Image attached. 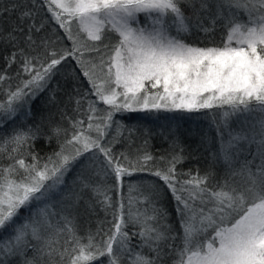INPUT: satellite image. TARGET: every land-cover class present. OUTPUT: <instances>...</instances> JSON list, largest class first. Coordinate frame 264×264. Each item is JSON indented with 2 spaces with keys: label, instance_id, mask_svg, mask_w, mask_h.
Segmentation results:
<instances>
[{
  "label": "snow or ice",
  "instance_id": "snow-or-ice-1",
  "mask_svg": "<svg viewBox=\"0 0 264 264\" xmlns=\"http://www.w3.org/2000/svg\"><path fill=\"white\" fill-rule=\"evenodd\" d=\"M31 2L37 7L36 0ZM44 6L64 30L56 40L38 35L43 24L37 28L31 23L25 29V19L36 15L30 9L21 11L19 23L7 28L0 21V43L14 49L5 57L7 66L20 63L16 76L27 77L13 90L11 84L4 88L12 77L0 74V92L7 97L0 100V128L48 87L60 71L58 66L69 58L91 85V92L76 101L77 110L87 101L81 113L87 116V127L82 119L70 120V134L68 129L54 127L52 134L66 139L43 162L29 151L39 127H17L0 140V155L7 153L13 160L7 167L0 165V234L10 233L0 239V264H9L14 257H20L21 264H58L56 257L59 264L66 258L67 264H104L105 257L107 264H123L125 254L128 264H167L173 256L172 264H264V0H41L39 7ZM20 7L10 3L0 15ZM241 12L246 19L239 18ZM141 14L146 24H140ZM218 20L227 29L221 46L186 42V36L213 33ZM110 33L118 37L115 43ZM65 37L71 48L49 51ZM106 37L108 43H104ZM90 95L96 99L90 100ZM98 101L107 110L100 109ZM101 111L105 114L97 116ZM123 112L211 115L218 154L228 168L226 178L209 187L207 173L177 172L184 157L182 149L175 151V141L170 159L161 157L168 166L155 171L148 167L155 159L150 153L135 160L124 152L116 154L114 146L124 126L114 116ZM28 115L30 110L25 112ZM233 120L241 130L230 127ZM113 127L116 135L108 140ZM205 140L207 136L202 143ZM241 145L251 159L237 169L234 156L244 151ZM22 149L31 155V163L26 156L15 159ZM73 170L79 191L54 224L57 213L50 201ZM142 172L159 178L171 192L182 235L166 222L167 211L157 206L160 190L155 183H148V195L129 196L124 204V179ZM108 178L115 183L109 185ZM144 186V182L130 184V192ZM86 190L106 215L112 209L113 220L101 221L95 233L80 236L74 218L64 213ZM113 191L118 196L115 202ZM138 203L149 207L138 208ZM21 210L28 216L18 223ZM106 222L113 225L111 234L98 241ZM129 224L139 225V232L129 234L125 230ZM62 236L66 239L61 248ZM136 236L140 243L134 252L131 240ZM145 248L149 254H144ZM28 249L34 253L30 258Z\"/></svg>",
  "mask_w": 264,
  "mask_h": 264
},
{
  "label": "trees",
  "instance_id": "trees-1",
  "mask_svg": "<svg viewBox=\"0 0 264 264\" xmlns=\"http://www.w3.org/2000/svg\"><path fill=\"white\" fill-rule=\"evenodd\" d=\"M10 3H17L21 5L17 10H13L0 15V21L4 22V27L7 28L10 24L19 23L17 17L21 11L32 10L36 13L35 18H27L24 21L23 26L25 29L28 24L34 23L37 28H40L43 24V29L38 33L39 36H49L50 39L56 40L57 36H63L64 30L59 28V25L50 19V14L47 13V6L43 8L39 7L41 0H36L37 7H33L31 0H0V11L4 6ZM23 5H27V9L23 8ZM241 20L246 19L243 12L239 13ZM140 24H146L144 16L141 14L139 17ZM223 20H218L216 24V30L213 33L204 35L199 33L196 35L186 36L187 43H196L200 47L221 46L222 36H226L227 29L223 26ZM206 26L211 27L210 22H205ZM135 26V25H134ZM73 32L76 31V25L73 24ZM173 34L175 32L173 31ZM111 42L115 43L118 37L115 34H108ZM106 37L104 43L109 42V38ZM23 47V44H21ZM63 47L71 48V42L65 37L62 42H57L50 46L49 51L55 48L60 51ZM14 49L11 45H5L0 43V74H6L12 77L11 80L4 82V88L7 89L11 84L13 90L19 83L21 78L27 79L26 76L17 77V70L20 68V63L12 64L9 68L7 66L5 57L9 56ZM60 71L52 78L48 87L40 92L34 99L21 109L20 113L12 120H8L5 127L0 128V140L4 137L11 135L14 128H23L27 130L29 127L33 129L39 127L40 133L38 139L33 142V147L29 150L32 153L38 154L43 159H46L48 155L59 150L60 144L66 139L62 134L59 138L52 134V129L56 126H60L64 129H68L69 134L73 131L71 128L70 120L82 119L84 120V127H87V116L82 115L87 109V101L80 105L77 110L76 101L84 95V93L91 92V85L88 83L86 77L83 76L79 67L76 65L75 60L69 58L66 63H62L58 66ZM7 97L0 92V100H6ZM90 100H95L94 95L89 96ZM98 107L103 110H107L108 106L98 101ZM30 110V115L25 117V112ZM104 111L97 112V116L104 115ZM116 121H119L124 126L123 131L120 133V142L115 144L114 150L116 154L121 152L126 153L129 159L135 160L138 155H143L145 152L150 153L155 159L150 161L148 167L155 171L156 169H164L168 166L167 159L161 160V157L170 159V153L173 150V143H175V151L177 153L182 151L184 160L182 163L176 166L177 172L188 173L196 175L197 172L203 176L206 173L210 175L209 187L215 186L218 182H223L228 174V168L225 165L223 159L218 154L219 145L216 142V132L211 125V115H204L203 113L196 115H188L185 113L175 112H123L117 113L114 116ZM233 130H241V126L233 120L230 124ZM246 130V126H245ZM112 135H116V130L113 127L110 130L108 140H111ZM207 136V140L202 143V139ZM67 138H70L67 137ZM227 139V136H225ZM11 145L8 146V151H11ZM244 148L238 156H234L235 168H239L240 164L245 159H251L248 155V150L245 145H241ZM139 150V151H137ZM252 150H255V145L252 146ZM217 153V155H214ZM20 156H26L29 163H31V155L25 152L23 149L20 153L16 154L15 159H19ZM13 163V160L7 158V153L0 155V165L7 167ZM122 163L127 164V161ZM254 167V166H253ZM76 178V171L73 170L68 174L66 184L56 191L53 199L50 203L53 205V211L57 213L52 218V222L55 224L60 219L62 210L65 209V205L73 204L74 198L71 197V184L74 186V192L79 191V184H74ZM180 179H189L188 176H182ZM144 182L145 186L140 191H131L129 185ZM155 183L160 190V198L157 204L158 207H163L168 213L167 223L171 224L176 233L181 234L179 217L176 213V202L173 199L171 192L163 184V181L159 180L147 172L134 173L131 178H125L121 193L123 195V202L125 205L128 203L129 196L133 198H139L143 195H148L151 190L148 187V183ZM107 183L109 185L114 184V178H108ZM73 192V193H74ZM115 202L118 199L117 193L113 191L110 193ZM95 197L92 193L81 194V199L74 204L71 209H67L64 214L69 215L70 218H74L75 225L80 236H86L89 231L95 233L101 221H112V209L108 210L106 215L102 207L96 203ZM36 206L33 205V208ZM138 208L149 207L147 204L136 205ZM127 210V209H125ZM151 209L149 208V212ZM28 213L25 210H21L18 223L23 222V218L27 217ZM61 222V226H62ZM113 228L111 223H104L101 234L97 237L98 241L107 239V235H110V229ZM129 234L132 232H139V225L129 224L125 229ZM8 231L0 234V239L9 235ZM107 234V235H106ZM66 236H62L60 239V247L64 246V240ZM34 243V242H33ZM140 243L138 236L132 237L131 245L133 251H139L136 247ZM180 244V240L176 241ZM71 247V245H69ZM144 254H149L148 249H144ZM27 257L34 255L31 249L26 252ZM47 259V258H45ZM58 264L59 258L56 257ZM173 257L167 259V264H172ZM104 264H107V257L103 258ZM9 264H21L20 257H14L9 260ZM63 264H67V258L63 261ZM123 264H128V256L125 254Z\"/></svg>",
  "mask_w": 264,
  "mask_h": 264
},
{
  "label": "rangeland",
  "instance_id": "rangeland-1",
  "mask_svg": "<svg viewBox=\"0 0 264 264\" xmlns=\"http://www.w3.org/2000/svg\"><path fill=\"white\" fill-rule=\"evenodd\" d=\"M77 191H78V190H77ZM73 192H74V186H73V184H71V193H70V195H71L72 198H74V197H73ZM85 193L88 194V193H91V192L86 190Z\"/></svg>",
  "mask_w": 264,
  "mask_h": 264
}]
</instances>
